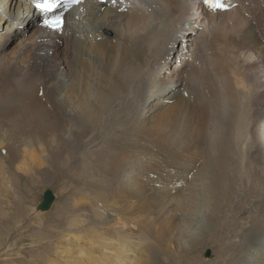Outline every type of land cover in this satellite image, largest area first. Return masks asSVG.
Returning <instances> with one entry per match:
<instances>
[{
	"label": "bare ground",
	"instance_id": "obj_1",
	"mask_svg": "<svg viewBox=\"0 0 264 264\" xmlns=\"http://www.w3.org/2000/svg\"><path fill=\"white\" fill-rule=\"evenodd\" d=\"M132 1L128 10L118 12L119 6L111 8L100 5L95 0H88L81 13L77 8L67 14L63 33L57 36L54 33H42L37 24L34 28L36 13L32 11L27 0H0V41L3 42L0 44V52L11 40L8 47L15 42L13 36L17 32L20 36L18 43L6 49L8 54H3L0 60V107L5 104L13 109L7 110L5 116L0 115V132L5 133L2 139L11 138L10 131L17 130L19 133L21 129V133L26 131L29 134L16 138L15 146L18 142L19 145L30 148L41 143L40 138L46 139L53 132L63 135L66 132L83 130L93 121L99 122L100 117L109 113L114 102L121 97L123 105L131 101L127 106H131L132 113L135 108L132 101L136 99L139 91L144 93L145 101L141 106L146 109L144 115L148 112L144 107L145 103L152 97H157L160 104L153 107L154 113L168 108L172 114L177 112V116L168 121L155 120L146 127L147 131L158 138L159 143L164 142L163 144L174 152L176 149L181 150L180 153L187 157L182 155L183 160H190L184 161L181 170L195 167L201 158H204V161L193 170L195 175L186 184L183 179H169L167 174L160 170L147 172L146 180L153 185L161 174L159 182L163 196L153 193V203L167 204L168 208L171 205L169 202L172 201L181 216L184 214L185 218L196 217L199 213H204L198 212L197 202L193 198L199 189L208 203L206 196L210 193L217 199L223 193L221 190L231 188L229 178L223 177L227 175L221 172L226 161L236 162L235 171L242 173L245 168L244 157H247V150L252 148L253 144L256 146L255 152L263 153L264 159V52L260 42L264 41V0H252L258 17L251 15L252 10L245 4L248 3L246 0H236L238 6L223 13L211 14L202 10L198 17L191 13L195 5L192 0ZM16 4L17 6L13 7ZM256 21L262 30L255 25ZM20 26L23 27V32L18 31ZM90 34L89 42L87 39ZM189 38L194 45L186 59L182 60L186 53L184 40ZM96 39L101 41L97 42ZM204 80L206 92L202 87ZM178 85L181 87V93L176 95L175 88ZM194 86L199 89L194 90L195 94L191 92ZM8 88L11 92H7ZM166 102L171 105L166 106ZM151 111L152 108L149 113ZM210 115L215 123L211 125L213 134L207 136L206 125ZM166 131L170 132L171 138L178 141L169 139L168 135L164 134ZM256 133L257 137L261 135V138L258 137V143ZM75 138L79 139V135H75ZM250 138H253L254 142ZM6 140L8 142V139ZM2 143L0 142V146ZM198 150L202 153L201 156L196 155ZM16 153L17 156L12 157L13 152H7L8 163L22 158V161L26 160V153V156ZM130 161L132 162L121 170V173L126 171L123 176L125 179L121 182L125 187L121 192L133 186L132 168L138 161ZM167 162L162 161L159 167H166ZM190 162L195 163L191 165ZM17 168L23 173L24 169L31 171L28 166H20L19 162ZM219 169L218 178H214V171ZM0 174L4 177L2 167ZM7 177L9 179V175ZM196 178L197 182L193 183ZM220 178L225 179V183H220ZM207 183L211 188L210 193L204 190ZM8 184L7 180L2 186L6 192ZM216 185L220 190L213 188ZM183 188L181 194L175 196V193ZM139 195L136 192L131 196L133 198ZM220 202L223 208L224 202L221 199ZM206 207L207 211H210L208 207H211V211L215 210L208 204ZM134 212L137 213L136 210ZM124 214H117V225L111 228L112 232L105 233L107 237L103 238L101 243L97 242L96 249H100V255L90 252L96 243L85 237V244L89 246L85 249L88 250H79L76 255L79 260L72 261V264H164L161 255L166 252V248L163 242L153 239L155 243H151V229L148 225L141 224L139 228L144 230L135 231L133 228L136 229L137 224L131 220L137 215L127 221ZM210 214L213 217L212 212ZM256 214L257 218L253 221L254 225H258L261 237L257 240L258 245L256 243L250 246L245 252L247 264H253L250 263L251 260H258L264 255V201ZM80 224L84 222L78 219L70 223L73 227ZM186 224L192 225L189 222ZM170 225L164 223L161 227H171ZM176 226L182 228L183 225L179 223ZM172 232L170 235H173ZM70 236L64 235L66 243H72ZM173 239L175 241L177 238ZM66 243L62 251L68 249ZM171 244L173 245L172 241ZM178 245L180 246V242H176V247ZM250 248L256 250L251 257ZM176 253L181 259L180 252ZM252 257L254 258L251 259ZM191 258L193 257H189L190 263L186 262L187 264H195ZM51 261L47 264H55Z\"/></svg>",
	"mask_w": 264,
	"mask_h": 264
},
{
	"label": "rangeland",
	"instance_id": "obj_2",
	"mask_svg": "<svg viewBox=\"0 0 264 264\" xmlns=\"http://www.w3.org/2000/svg\"><path fill=\"white\" fill-rule=\"evenodd\" d=\"M129 1L131 5L133 1ZM246 1L248 3L245 4H248L252 10L251 15L258 17V11L253 7L254 3L252 0ZM16 6L17 4L13 5V7ZM21 9L23 10L24 8L21 7ZM9 13L12 14V11ZM14 13L16 12L14 11ZM255 25L262 30L258 21L255 22ZM3 27L5 28V26ZM35 27L36 23H34ZM18 31L23 32L19 29ZM13 37L15 42L9 47L20 40L18 32ZM87 40L90 42L91 34L88 35ZM96 40L97 42L101 41V39ZM189 40L190 38L184 40L186 53L181 58L182 60L186 59L194 45L193 41ZM260 42L262 43L261 49L264 52V41L261 40ZM2 43L0 41L1 45ZM8 45L1 49L3 51L0 52V60H2L3 54H8L6 50L9 48ZM209 80L212 82L211 78ZM205 84L206 81L204 80L203 89ZM194 87H192L193 90L191 89L192 93L199 90L196 86ZM180 89V85L176 86V95L181 93ZM10 90L8 88L7 92H11ZM183 94L184 98H186L185 93ZM144 101L145 95L139 91L136 99L132 101V106H135V108L131 113V106H127L131 101L123 105L121 97L114 102L109 113H105L100 117L99 122L93 121L92 124L88 123L83 130L66 132L63 135H56L53 132L46 139L40 138L41 143L35 144V146L30 148L23 147L18 142L15 146L16 138H23L25 134H29L28 132L21 133V129L19 133L17 130L10 131L11 138H6L10 145L6 139H2L5 137V133L0 132V142H3V145L0 146V167H2L4 173V177L0 174V264H47L51 260L55 264L58 262L60 264H72V261L76 262L79 260L76 258L79 250L89 247L85 244V237L92 239L91 241L94 244L96 243L91 247L90 252L93 251L94 254L100 255V253L98 254L100 249H96V245L107 237L105 235L107 231L112 232L111 228L117 225V214L120 215L121 213H125L124 217L128 219L127 221L134 218L133 216L139 215V217L136 216L137 219L131 220L137 224L136 229L131 227L132 225H130V229L132 231L133 229L135 231L140 229L139 231L141 232L144 229L139 228V226L146 224L151 229L149 231L151 243H155V241L163 242L162 244H164L167 252H163L164 254L161 255L163 263L165 262L164 264H187L189 257H193L191 259L195 261V264H247L248 260L245 252L249 250L250 246L257 243L259 236L261 237L259 227L254 225L253 219L257 218L256 212L260 211L264 201V192H262L264 189L263 153L255 152L256 148L254 147L256 146L253 144L252 148L247 150V157H244L243 166L245 168L241 171L242 173L235 171L236 162L226 161L225 164L227 166L225 165L221 172L227 175L223 177L229 178L228 183L232 185V190L231 188L221 190L223 193L221 192L220 198L216 199L209 192L211 190L209 184H205L204 190L210 193L206 196L208 203L205 196L201 193V189L197 190V194L193 197L194 201L197 202L198 212H204L199 213L196 217L185 218L184 214L181 216L180 212L174 208L176 205L172 201L169 202L171 205L168 203L170 205L168 208L167 204L156 203L155 205L153 203V193L163 196L159 182L161 174L157 178V183L153 185L146 180L148 177L147 172L160 170L164 173L166 167L162 166L160 168L159 164L162 161H169L167 164H170V166L168 165L170 177L184 178L187 174L191 179L195 175L196 167L200 164L202 165L201 161L203 162L204 158H201L195 167H187L185 171L181 170L183 163H185L184 161L190 160H183V157H187L180 153L181 150L176 149V152H174L172 148L166 147L164 142V144L159 143L158 138L151 135L146 129L155 120L165 119V121H168L176 117L177 112L172 114L170 109L164 108V111L161 110L158 113H154L153 107H158L160 103L157 101V97H152L144 105L148 109V112L144 115L146 109L141 108ZM166 103V106L171 105L169 102ZM150 108H152V111L149 113ZM7 110L11 111L13 109L8 105L2 104L0 115L5 116ZM213 123H215V120L210 115L208 125H206L208 126L207 136L213 134L211 132ZM77 134L79 139L75 138ZM164 134L168 135L169 139L178 141L176 138H171L169 131L164 132ZM260 136L258 137L261 138ZM258 137L256 133L257 143L259 142ZM250 139L254 142L253 138ZM158 143L159 145H157ZM248 143H250L249 138ZM7 152H10V154L13 152L12 157L13 155L17 156L16 152L18 154L26 153L27 158L25 161H22V158L20 159L21 161L8 163ZM200 154L202 153L198 150L196 155L201 156ZM210 154L213 155L211 150ZM130 160L138 161L136 166L132 168L134 169L133 186L131 189L121 192L125 187L121 182L122 179H125L123 176L126 174L125 170L122 173L121 170L125 169L126 164L132 162ZM17 162H19L20 166H28L31 171L24 169L25 172H21L17 168ZM190 163L192 165L195 162ZM226 167L228 170H226ZM218 171L220 169L214 171V178H218ZM249 173L253 176L251 174L248 175ZM233 177H236V179H233ZM190 179H187L186 182ZM7 180L9 188L6 192L2 186ZM224 180L220 178L219 182L225 183ZM192 182L196 183L197 178ZM184 188L177 191L176 195L173 194L175 196L181 194ZM213 188L220 190L217 185ZM46 190H50L53 193L55 200L49 211L44 213L37 212L36 207L41 200L43 192ZM136 192L140 195L132 198L131 195L136 194ZM124 196L125 198H123ZM220 199L224 202L223 208L221 207ZM204 203L212 206L215 210L211 211V207H208L210 211H207ZM171 208H174L175 211L173 209L170 211ZM135 210L137 211L136 214ZM130 211L132 212L130 213ZM210 212H212L213 217H211ZM75 219L83 221L84 224L71 226L70 223ZM143 220L145 223L141 222ZM250 220L252 222H248ZM186 222L192 223V225H187ZM164 223L171 224V227L162 228L161 226ZM179 223L181 226L183 225L182 228L176 226ZM262 228L264 231V227ZM103 229H105V232ZM170 229L171 232L173 231V235H170ZM65 234L71 235L70 241L72 243H66L64 240ZM152 235L155 236L152 237ZM164 237L168 238V240ZM174 237L177 238L175 241H173ZM159 238L162 240H159ZM107 240L109 239L107 238ZM176 242H180V246L176 247ZM65 243L68 249L62 251ZM86 250L88 249L83 252H86ZM175 251L180 252L183 260L180 259ZM207 251L210 254L209 258L205 257ZM255 252L256 250L250 248L249 256H253ZM171 257L176 259L178 257L179 259L172 260ZM262 258H264V255L259 257L258 260H251L250 263L264 264V259Z\"/></svg>",
	"mask_w": 264,
	"mask_h": 264
},
{
	"label": "snow or ice",
	"instance_id": "obj_3",
	"mask_svg": "<svg viewBox=\"0 0 264 264\" xmlns=\"http://www.w3.org/2000/svg\"><path fill=\"white\" fill-rule=\"evenodd\" d=\"M72 3H80L81 0H71ZM204 4L212 11H227L229 5L224 3V0H203ZM35 7L43 13H52L60 7L59 0H42L36 3ZM63 13L53 15L49 19L43 21V25L54 30L59 31L63 27Z\"/></svg>",
	"mask_w": 264,
	"mask_h": 264
},
{
	"label": "water",
	"instance_id": "obj_4",
	"mask_svg": "<svg viewBox=\"0 0 264 264\" xmlns=\"http://www.w3.org/2000/svg\"><path fill=\"white\" fill-rule=\"evenodd\" d=\"M54 200H55V196L53 195V193L50 190L44 191L43 194H42L41 200H40L39 204L36 207V210L40 211V212L49 211V209L51 208V205L53 204ZM205 257L206 258L210 257V254H209L208 251L205 253Z\"/></svg>",
	"mask_w": 264,
	"mask_h": 264
},
{
	"label": "built area",
	"instance_id": "obj_5",
	"mask_svg": "<svg viewBox=\"0 0 264 264\" xmlns=\"http://www.w3.org/2000/svg\"><path fill=\"white\" fill-rule=\"evenodd\" d=\"M168 165H170V164L166 165V170L164 171V173L167 174L169 179H175L176 178L175 176L170 177V174H169L170 171H169ZM155 181H157V180L155 179Z\"/></svg>",
	"mask_w": 264,
	"mask_h": 264
},
{
	"label": "clouds",
	"instance_id": "obj_6",
	"mask_svg": "<svg viewBox=\"0 0 264 264\" xmlns=\"http://www.w3.org/2000/svg\"><path fill=\"white\" fill-rule=\"evenodd\" d=\"M67 17V16H66ZM67 19V18H66ZM170 162H175V161H170Z\"/></svg>",
	"mask_w": 264,
	"mask_h": 264
}]
</instances>
